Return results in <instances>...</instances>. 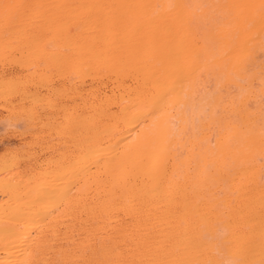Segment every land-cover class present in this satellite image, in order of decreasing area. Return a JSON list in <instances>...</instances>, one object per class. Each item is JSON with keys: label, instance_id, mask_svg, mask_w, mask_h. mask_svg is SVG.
<instances>
[{"label": "bare ground", "instance_id": "1", "mask_svg": "<svg viewBox=\"0 0 264 264\" xmlns=\"http://www.w3.org/2000/svg\"><path fill=\"white\" fill-rule=\"evenodd\" d=\"M30 96L0 264H264V0H0V102Z\"/></svg>", "mask_w": 264, "mask_h": 264}, {"label": "rangeland", "instance_id": "2", "mask_svg": "<svg viewBox=\"0 0 264 264\" xmlns=\"http://www.w3.org/2000/svg\"><path fill=\"white\" fill-rule=\"evenodd\" d=\"M40 99L39 97L35 98V96H33L20 106L15 105V107H12V104H10L9 107L5 108L2 107L1 100L0 121L10 118L11 114L16 113L18 117H21V121L28 122L29 110L33 105L36 110L40 111L41 115H44L42 108L45 106L47 99ZM34 121L36 122L35 124L31 123L30 126L26 125L19 128L14 125H4L0 123V158L4 157V159L7 160L5 164H9L11 160L15 158L27 159L31 155L37 156L38 162H44L49 157V154L44 153L41 149L43 147L42 142L45 139H38L35 137L37 132L43 130L40 126L44 122V118L40 116Z\"/></svg>", "mask_w": 264, "mask_h": 264}]
</instances>
